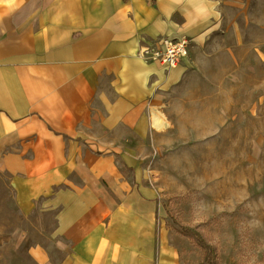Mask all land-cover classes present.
Wrapping results in <instances>:
<instances>
[{"label":"crops","instance_id":"1","mask_svg":"<svg viewBox=\"0 0 264 264\" xmlns=\"http://www.w3.org/2000/svg\"><path fill=\"white\" fill-rule=\"evenodd\" d=\"M243 2L0 0V165L23 214L55 212L57 259L36 264H182L144 145L188 66L140 53L201 46Z\"/></svg>","mask_w":264,"mask_h":264},{"label":"rangeland","instance_id":"2","mask_svg":"<svg viewBox=\"0 0 264 264\" xmlns=\"http://www.w3.org/2000/svg\"><path fill=\"white\" fill-rule=\"evenodd\" d=\"M183 60L144 145L158 218L182 264H210L208 252L217 264H264V0L224 5ZM55 226L54 211H20L0 165V264H36V246L56 261Z\"/></svg>","mask_w":264,"mask_h":264},{"label":"built area","instance_id":"3","mask_svg":"<svg viewBox=\"0 0 264 264\" xmlns=\"http://www.w3.org/2000/svg\"><path fill=\"white\" fill-rule=\"evenodd\" d=\"M191 44L187 37H165L157 47L144 48L140 55L146 61L159 63L166 70L176 69L188 56Z\"/></svg>","mask_w":264,"mask_h":264},{"label":"trees","instance_id":"4","mask_svg":"<svg viewBox=\"0 0 264 264\" xmlns=\"http://www.w3.org/2000/svg\"><path fill=\"white\" fill-rule=\"evenodd\" d=\"M188 236H192V233H187ZM206 260L210 263V264H217L216 261H214L212 254L210 252H208L206 254Z\"/></svg>","mask_w":264,"mask_h":264}]
</instances>
